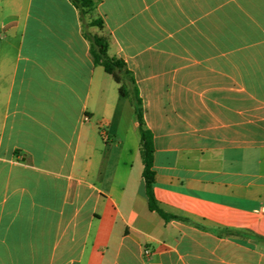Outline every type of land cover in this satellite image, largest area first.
<instances>
[{
    "label": "crops",
    "instance_id": "1",
    "mask_svg": "<svg viewBox=\"0 0 264 264\" xmlns=\"http://www.w3.org/2000/svg\"><path fill=\"white\" fill-rule=\"evenodd\" d=\"M93 1L0 0V264H264V0Z\"/></svg>",
    "mask_w": 264,
    "mask_h": 264
},
{
    "label": "trees",
    "instance_id": "2",
    "mask_svg": "<svg viewBox=\"0 0 264 264\" xmlns=\"http://www.w3.org/2000/svg\"><path fill=\"white\" fill-rule=\"evenodd\" d=\"M73 6L78 10L80 17L83 13L91 10L94 6L93 0H70ZM91 24L97 27H102V21L100 19H94ZM90 42V54L95 63L100 65L104 72L109 74L113 80L119 85L118 93L122 97H129L133 108L136 121L138 123L139 134V155L142 162V187L147 199V208L150 211L155 212L165 222L170 220L186 221L184 218L177 217L175 215L167 214L160 209L153 194L154 185V170H153V135L152 132L146 128L143 118L142 101L139 97L138 89L135 85L134 79L130 74V71L126 69L125 63L115 57H109L107 55V44L103 38L92 36L89 37ZM119 74L128 81L127 84L119 78Z\"/></svg>",
    "mask_w": 264,
    "mask_h": 264
},
{
    "label": "built area",
    "instance_id": "3",
    "mask_svg": "<svg viewBox=\"0 0 264 264\" xmlns=\"http://www.w3.org/2000/svg\"><path fill=\"white\" fill-rule=\"evenodd\" d=\"M143 252H144V254H148L149 253V249L148 248H144Z\"/></svg>",
    "mask_w": 264,
    "mask_h": 264
}]
</instances>
